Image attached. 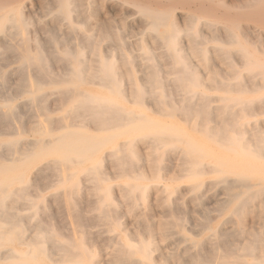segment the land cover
I'll use <instances>...</instances> for the list:
<instances>
[{
	"label": "rangeland",
	"instance_id": "1",
	"mask_svg": "<svg viewBox=\"0 0 264 264\" xmlns=\"http://www.w3.org/2000/svg\"><path fill=\"white\" fill-rule=\"evenodd\" d=\"M253 1L256 3H253L252 0H71L70 2L74 4L72 6L73 9L68 12L69 16L64 18L57 11L56 0H0V6L13 8L16 11H21V16L25 15L22 17H25L24 19L27 24L26 35L28 38L31 36L26 48L30 52L38 49L46 59V63L48 62V73L46 72V76H42L45 79L44 81L42 77L38 79L39 76L35 70H31L32 74L29 70L26 71L28 74H31V77L33 76L34 81L38 80V83L41 82L39 83L40 86L42 85L41 95L37 100L30 102L27 99V95L23 91H19L20 76L17 73L19 62L15 57L16 51L3 50V45L8 44V42L10 43L11 40L0 34V47L2 48L0 49V57L2 56L0 58V84L5 86L1 85L0 87V93L3 92L0 96V107L6 102H11L15 106V112L19 119L18 125L22 132V140L19 142V145H22L20 146L21 149L24 147L26 141L34 140L40 136V132L36 131L37 129L35 130V128L47 127L49 128V133L52 135L62 130L59 127L58 119L64 115L65 109L71 102L70 100H64L59 91L60 88L67 86L62 81L66 77L67 68H69L67 60L62 58V54L64 49L69 50L70 47L71 50L76 48L81 49L84 62L87 66L95 64V54L108 57L116 63L120 88L127 96V99H131L130 101H126L123 98H119L125 108L132 109L135 112L142 111L151 119L177 125L196 140L200 142L206 141L207 145L214 151H219L220 146L208 138L207 127L209 128L210 126L216 132L222 131L218 134V138H221L223 133L225 135H233L231 129L237 127L241 131H244L243 136L247 141L264 140V0ZM142 11H145L148 16L167 17L166 20L170 25L168 23H159L153 26L150 22V17L144 15ZM30 20L34 22L32 21L31 23ZM70 25L72 26L70 27ZM182 28H185L184 30L186 31ZM85 29L86 31H84ZM168 29H170L169 34H174L170 35L171 39L173 38L171 44L178 48L179 58L170 55L171 51L168 49L170 42L163 38ZM53 36L54 39L51 38ZM86 36L88 40L83 41L86 39ZM207 39L209 40L206 41ZM17 41L20 42V39L15 37L12 43L16 42L14 44L18 45ZM76 42L78 43L76 44ZM88 42L89 44H87ZM58 43L61 44L57 46ZM206 47H208V51ZM51 50L54 51L51 52ZM144 50L146 53H144ZM124 57L128 58L129 62H124ZM4 59L6 60L3 61ZM13 60L16 61L14 62ZM259 65L261 68H259ZM6 71L7 76L5 75ZM133 81L137 84L143 82V88L145 86L139 102H134L133 86L131 85ZM192 83L197 84V91L195 93L186 91L185 88ZM80 89L97 94L107 93L105 89L99 88L97 84L82 83ZM160 95L162 101L157 104L155 98ZM183 97H187V99L183 100ZM203 102L205 103L202 105ZM163 108L165 110H172L174 114L172 112H169L171 115L160 114ZM210 115L214 116L213 121H210ZM71 123L76 125L78 124V120L74 119ZM83 125L81 129L87 133H99L98 128L92 123L84 122ZM0 128L2 130H0V143L14 137V130L12 128L5 127L3 124H0ZM125 140V137L122 136L116 139V142H123ZM143 140L144 138L134 139L133 144L129 147L132 150L129 154L130 156L132 155L131 157H136V160L133 167H128L123 172L117 171L113 167L110 157L111 146L101 147L99 152L96 153V158L99 159V172L104 179L106 188L108 187L107 189H109L107 194L110 197L111 203L105 207L108 210L109 216L100 218L101 211L97 206L100 202L99 199L103 195L101 192L93 193L91 191L92 183L83 171L85 167L90 166L91 162L85 161L79 166V177H76L79 193L74 205L76 210L81 214L83 222H79L81 225L76 227V224L72 227L70 222H67V226L65 224L67 219L65 218V211H63L64 205L61 202L59 203V201H55L57 195L56 189L61 188L55 187V185L50 186L55 180L54 177L49 176L48 182L44 179L39 183V188L33 187L36 168L43 161L38 164L36 163V167L34 165L26 172L29 176H27L28 185L33 189L31 192L35 194V190H38L44 198L41 204V206H44V209L41 212L40 210L38 211L36 219H40L41 217L40 221H43L42 219L45 220L46 216V219H49L45 220L48 226H52L54 229L58 228V226L61 227L62 232L69 238H72L74 235V238L81 243V247L74 251L81 252L83 249V252L86 254L90 251L94 254V260H98L99 264H112L110 260L116 250L124 251L127 254L130 251V256L133 253L130 259H128L127 264H153L157 260L158 263L155 264H172V262H174L173 264H186V262L191 264L189 258H192V255H189L190 252H193L194 257L195 255L204 256L203 258L208 260L204 264H209L210 261H212L210 264H215L217 259L224 257L226 253H230V257L224 258L231 261H237V259H239L238 261H242V258L251 259L248 254L242 256L245 254V250L241 248L246 243H249L253 237V233H256L258 228L260 230L261 219L256 215L259 214L258 212L261 213V210H257L256 206L254 212H250L249 215L248 213L243 214L241 218L233 216L231 213L233 203L229 199V189L240 190L239 186H234L235 182L233 180L235 175L230 174L227 176V181H221L215 172L209 171V173H206L208 172V166L203 165L201 168L205 173L202 172L197 177L202 182L201 187L193 191L191 190V185L194 180L188 174L191 164L188 157L185 156L184 151L178 146L174 152L162 154V152L158 151L154 153L151 151L150 145ZM136 145L137 147H135ZM0 151H2L0 152V155L2 154L0 161L8 162L12 156L3 153L2 147H0ZM240 151V149H236L235 151H230V154L236 155ZM16 156L18 157V154ZM211 158H207L203 162L209 164L213 162ZM261 160L264 161V158H261ZM147 166L149 170H146L148 169ZM137 175H140V178H142L140 182L148 187L145 188L146 191L144 192L135 191L129 200V198L124 197V192H122V188L125 186H123V183L134 182L136 180L134 177ZM154 175L157 177L159 175L158 182L161 186L157 184V181L156 183L154 182ZM257 180L256 178H251L247 180V183L253 184ZM228 182L232 184V187L230 186L231 188L229 189L227 188ZM45 184L46 186H44ZM117 189L118 194L116 195L117 192L115 191ZM111 194L114 195L112 196ZM97 196L99 197L97 198ZM130 203H132V206ZM199 203H201L200 206ZM200 213L202 217H200ZM254 213H257L254 215L255 218L253 217ZM48 215L49 218H47ZM173 215H175L174 219L177 218L175 222ZM186 215L188 216L187 219H185ZM94 216L96 219L100 218L96 220V225L91 221L93 219L95 221ZM229 217L233 219L235 225L231 224L232 219L229 220ZM169 218L172 220L170 221ZM204 218L207 222L209 221L207 225ZM45 221L42 223L45 224ZM105 222L107 223L104 224ZM177 222H180V225ZM91 223L92 225H89ZM174 223L177 224V227L179 226V229ZM68 224L70 225V229ZM158 224L160 225L158 226ZM163 224H166V226ZM239 225L240 227H245L244 229L248 231L244 233L246 236L240 232ZM83 226H85V230ZM234 228L235 230L233 231ZM104 229L105 231H103ZM156 230H159L160 233ZM219 230L230 234L228 237L227 235H219L216 233ZM99 232L100 234H98ZM27 233L29 234L30 232ZM158 234L160 237H158ZM161 234L164 235L162 236ZM165 234L167 237H165ZM216 234L219 240L217 238L216 240L214 239ZM262 238L264 239V236ZM84 239L87 243L83 241ZM222 239H225V243L228 244L230 242L231 244L222 246ZM113 242H115V246ZM144 242L151 244L147 258L141 257L144 247L140 243ZM203 243L205 244L203 245ZM217 244L221 245V249L223 248L224 250L228 247L225 251L226 253L219 249L220 247L218 248ZM195 245L199 247V250H197ZM186 248L189 249L186 250ZM193 250L196 251V254ZM232 250L233 252H231ZM240 250H242V253H240ZM238 253H240L241 258H238ZM96 254L99 255L96 256ZM253 254L257 255L259 252L255 251ZM105 258L111 263L105 261L107 260ZM85 263L89 264L87 261Z\"/></svg>",
	"mask_w": 264,
	"mask_h": 264
},
{
	"label": "bare ground",
	"instance_id": "2",
	"mask_svg": "<svg viewBox=\"0 0 264 264\" xmlns=\"http://www.w3.org/2000/svg\"><path fill=\"white\" fill-rule=\"evenodd\" d=\"M70 1L69 0H56V5L58 7L57 11L64 18H67L69 16L68 12L73 9L72 6L74 4H72ZM154 2H156V1H154ZM252 2L256 3L253 0H252ZM79 3H80V1H79ZM248 3H250V2H248ZM26 6H28V5H26ZM174 7H176V6H174ZM188 9H189V7H188ZM22 11H23V9H22ZM20 12L16 11L10 7L0 6V34H3V36L8 37L11 40L10 43L8 42V44L3 45L4 46L3 50H6V51L7 50H10V51L15 50L16 51L15 57H16V60H18V62H19V67L17 68L18 69L17 73L20 76V84L18 86L20 90L19 89L18 90L23 91L27 95L28 101L32 102L34 100H37V98L41 95L40 92H41V86L42 85L40 86L39 83H41V82L38 83V80L37 81L33 80V76L31 77V74H32L31 70H35L38 73V76H39L38 79L40 77H42L43 75L46 76L45 73L47 72V63L48 62L46 63V59L43 57V55L41 54V52L38 49H35L32 52L27 50L26 47H28L27 45L29 43V39L31 38V36L28 38L26 35V25L27 24H26V21L24 19L25 17H22L25 15L21 16ZM142 13L144 15L148 16V14L145 11H142ZM195 14H196V12H195ZM143 17H145V16H143ZM148 17H150L151 20L150 19L149 20L153 26H156L159 23H168L166 20L167 17L165 18V16L162 18V17H159L157 15H153V16L149 15ZM193 19L195 20L194 17H193ZM32 21H31V23H32ZM42 22H44V21H42ZM71 26L72 25H70V27ZM170 28H172V27H170ZM84 31H86V29ZM167 31L168 32L164 34L163 38H164V40L170 42V44L168 46V49L171 51L170 55L171 56L174 55V57L179 58L180 56H179V53L177 50L178 48H176L173 44H171V40L173 39V38L171 39V36L174 34H172V35H171V33L169 34L170 29H168ZM184 31H186V30H184ZM175 32H177V31H175ZM228 33H230V32H228ZM228 33H227V35H228ZM49 35L51 36V34H49ZM49 35H47V36H49ZM54 36L51 38L54 39ZM15 37H18L20 39V42L17 41L19 43L18 45H15L16 42H14L15 44L12 43V41ZM86 40H88L87 36H86V39H84L83 41H86ZM98 40H100V39H98ZM208 40L209 39H207L206 41H208ZM83 41H81V42L83 43ZM77 43L78 42H76V44ZM60 44L58 43L57 46ZM87 44H89V42ZM104 45H106V44H104ZM51 48H52V46H51ZM70 48H69V50L64 49L63 54H62L63 55L62 58L64 60H67V63L69 66V68H67V71L65 73L66 77L63 78L64 80L62 81V82H65V84H67V86L60 88L59 91L61 92V96L64 100H70L71 102L69 103V105L65 109L64 115H62L58 119L59 127L62 128V130L59 133H57V134L53 133V135H52L51 133H49L50 131H49V128H47V127L35 128V130L37 129L36 131L40 132V136L34 140L26 141L24 144V147L21 149L20 146H22V145H19L20 144L19 142L22 140L21 139V133L22 132H21L20 126L18 125L19 119H18L17 113L15 112V106L11 102H6L4 105H2L0 107V124H3V126L5 125V127L7 126L8 128H12L14 130V133H13L14 137H11L7 140H4L3 142L0 143V147L3 148V153H7V154H10L12 156L8 162L0 161V264H64V263H67V264H86L85 261H87L89 264H99V262H97L98 260L97 261H95L96 259L94 260V254H92L90 251L88 252V254L84 253L83 249L81 252L74 251V250H77L81 247L80 241L77 240L76 238H74V235L72 238L71 237L69 238L68 236H66L65 233L62 232L61 227L58 226V228L56 227V229H54L52 226H48L46 224L47 222L45 220H49V219H46V216H45V220L42 219L43 221H45L46 225L43 224L44 223L43 221H40V219H41L40 216H39L40 219H36V214L38 213V211L40 210V212H41V210L44 209V206H41L44 198L42 197L40 191H38V190L34 189L35 194H33L31 192L33 189H31V186L28 185V178H27L28 175L26 174V172L32 166L35 165V167H36L39 162L43 161L42 164L40 166L38 165L36 168V171L34 174L35 180H34L33 187L35 186V188L36 187L39 188L40 187L39 183L42 182L44 179L46 180V182H48L47 180L50 177H54L55 180L53 181V183H51L50 186L55 185V187L61 188V189H56L57 195H56L55 201L56 202L59 201V203L61 202V204L64 205L63 211H65V218L67 219V221L65 223L66 226H67V222H70L72 227L74 226V224H76L75 227L80 226L81 224H79V222L80 223L83 222L82 216L76 210L75 205H74L75 199L77 198V195L79 193L78 188H77V180H76V177L78 176L79 166L85 161L91 162L90 166L85 167L83 169V171L85 172L86 176L89 177V179L92 183V190L91 191L93 193L101 192L103 195V197L101 199H99L100 202L97 206V208L101 211L100 212V214H101L100 218L105 217V216H109L108 210H107V208H105L106 206H108L111 203L110 197L107 194V191L109 192V189H107L108 187L106 188V185L104 183V179L99 172V168H100L98 165L99 159L96 158V153L99 152V149L101 147L111 146L110 157H111V161L113 163V167L116 168L117 171L123 172L128 167H133L134 161L136 160V157L134 158V157H131L132 155L130 156L129 153H131L132 150L129 147H131V145L133 144L134 139L136 140V139H140V138H144L143 141L147 142L150 145L151 151L154 153H157L158 151L162 152V154L174 152V150L179 146V148L182 151H184V153L186 154L185 156L188 157L189 162L191 164V167L189 168L188 174H189V177L191 176V178L194 180V182L191 185V190H193V191H196L201 187L202 182L197 177L200 173L204 172V170L201 168L203 165L208 166V172H206V173H209V171L215 172L221 181H227V176L230 174L235 175V178L233 180L235 182L234 186H236V185L239 186L240 190L239 191L238 190L237 191L230 190L229 188L232 187L231 186L232 184H229V182H228V187H227L229 189V197H230L229 199L233 203L231 213L233 214V216H235L237 218H241V216L243 214L248 213V215H249L250 212H252V211L254 212V209L257 206V210L258 209L261 210V213L258 212L259 213L258 215H256L257 213L256 214L254 213L253 217L255 218L254 215L259 216V218L261 219V227H260V230L258 228L257 232L255 231L256 233H253V237L251 235L252 238L249 241V243H246V245L242 246V248H241V249L245 250V254H243L242 256L248 254L251 259L242 258V261H238L239 259H237V261L227 260L224 257H227L230 254V253L228 254L225 252L228 249V247H226L227 249L224 250L223 248L221 249V245L217 244L218 245L217 247L218 248L220 247L219 249L223 250L226 254L224 255V257H221V258L219 257L220 259L218 258L219 260L217 259L215 264H264V239L262 238L264 236V203H263L264 202V161L261 160V158H264V140L263 139H260V140L256 139L255 141H247L243 136L244 131H241L237 127L231 129L233 132V135H225V133H223L221 138H218L217 137L218 134H220L222 131L216 132V130L211 129V126H210L209 128L207 127L208 138L220 146L219 151H214L213 149H211L207 145L206 141L200 142V141L196 140L192 136L188 135V133L183 128H181L177 125H174V124L166 122V121L151 119L142 111L135 112L132 109L125 108L121 104L119 98H123L126 101L129 100V98L127 99V96L123 93L122 89L120 88V84H119L118 77H117L118 69H117L116 63L113 60H110L108 57H103V56H100L99 54H95V57H94L95 64L93 66H87L84 62L81 49L76 48L74 50H71ZM0 49H2V48L0 47ZM207 49H208V47H206V50ZM53 51L54 50H51V52H53ZM88 51H89V49H88ZM3 53H4V51H3ZM144 53H146L145 50H144ZM10 55H11V52H10ZM106 56H107V54H106ZM0 58H2V56ZM55 59H57V58H55ZM5 60L6 59H4L3 61H5ZM10 61H12V60H10ZM123 61L129 62V59L124 57ZM62 67H64V65H62ZM259 68H261L260 65H259ZM63 69H65V68H63ZM27 70H29V72L31 74L30 73L28 74L26 72ZM36 72H35V74H36ZM6 74H7V71L5 72V75ZM51 77H53V76H51ZM42 78L41 79L44 81L45 80L44 77H42ZM1 79H3V77H1ZM52 81H53V79H52ZM57 82H59V80H57ZM2 83H3V81H2ZM82 83L97 84V86L99 88L105 89L107 93L97 94V93H92V92H88V91H83L80 89V86L82 85ZM1 85L3 86V84H0V87H1ZM131 85L133 86L132 90H133V95H134V99H135L134 102H139V100H140L139 98L142 95L143 90H145L144 89L145 86L143 88L144 83L141 82L140 84H137L133 81L131 83ZM155 85H157V84H155ZM198 85H200V84H198ZM3 87H5V86H3ZM158 87H159V83H158ZM185 88H186V91L195 93V91H197V84L192 83V84L187 85ZM199 88H201V87L199 86ZM164 92H165V90H164ZM47 93H49V92H47ZM56 93L58 94V92H56ZM1 94H3V92L0 93V96H1ZM7 95H8V93H7ZM19 95H20V93H19ZM186 99H187V97H183V100H186ZM9 100H11V99H9ZM161 101H162L161 95L155 98V102L157 104L160 103ZM181 102H182V100H181ZM205 102H203L202 105ZM166 105H167V103H166ZM169 112H172V114H174V112L172 110H165L164 108L161 109L160 114H162V115L163 114H170ZM212 115H214V114H212ZM180 116H182V115H180ZM74 119H76V121L78 120V124L75 125V124L71 123ZM213 120H214V116L210 115V121H213ZM84 122L92 123L93 125H95L98 128L99 133L90 134V133L83 131V129H81V128L84 126L83 125ZM58 124H57V127H58ZM189 125H191V124H189ZM113 127H115V128H113ZM92 128L94 129V127H92ZM0 130H1V128H0ZM196 130H197V128H196ZM122 136L125 137L126 140L123 142H116V139H118ZM135 147H137V145ZM147 147L149 148V146H147ZM236 149H240L241 151L236 153V155H231L230 151H235ZM20 150H22V151L20 152ZM0 152H2V151H0ZM105 152H106V150H105ZM16 154H18V157L16 156ZM139 154L141 155V153H139ZM0 156H2V154ZM210 157H212L211 159L213 160V162H210L209 164H205L203 162V160L210 158ZM5 159H6V157H5ZM149 161H151V160H149ZM146 165H147V163H146ZM146 170H149V167ZM176 174H178V173H176ZM159 175H158V177L156 175H154V179H155L154 182L155 183H156V181L158 182ZM140 177H141L140 175H137L134 177L136 179L134 182H126L125 184L123 183V186L125 185L122 188L123 189L122 192H124V197H127L130 200V198L133 196V193L135 191H140V192L146 191L145 188H147L148 186L140 182V180L142 179ZM162 177H163V174H162ZM251 178H256L258 180H257V182H255L253 184L247 183V180H249ZM157 184H159V182ZM112 185H114V184H112ZM44 186H46V184ZM187 186H190V185H187ZM158 187H157V189H158ZM111 188H113V187H111ZM148 189H150V188H148ZM183 189H185V188L183 187ZM160 191H162V190H160ZM113 192H111V193H113ZM115 192H117L116 193V195H117L118 189ZM155 194H156V192H155ZM226 194H227V192H226ZM134 196H136V195H134ZM145 196H146V194H145ZM98 197L99 196H97V198ZM151 199L153 200V198H151ZM226 199H227V197H226ZM141 200H142V198H141ZM197 200H200V199H197ZM258 203H260V204H258ZM262 203H263V205H262ZM200 204L201 203H199V206H200ZM130 205L132 206V203H130ZM258 206H259V208H258ZM145 207H146V205H145ZM95 209H96V206H95ZM195 209H194V211H195ZM201 209H202V207H201ZM219 209H221V208H219ZM79 210H81V209H79ZM197 210H196V212H197ZM257 210H256V212H257ZM87 211H89V210H87ZM142 211H143V209H142ZM170 211H171V209H170ZM177 211H179V210H177ZM187 211H186V213H187ZM59 212H60V210H59ZM200 212H201V210H200ZM42 213H44V211H42ZM187 215H188V213H187ZM187 215H186L185 219H187V217H188ZM95 216H94V218H95ZM115 216H116V214H115ZM145 216H146V214H145ZM167 216H168V214H167ZM174 216L175 215H173V219H174ZM91 217H92V215H91ZM91 217H90V220H91ZM111 217L116 218L114 216H111ZM200 217H202L201 213H200ZM244 217H245V215H244ZM43 218H44V216H43ZM47 218H49V215L47 216ZM100 218L98 217V219L95 218V221H94V219L91 221H92V223L94 222V224L96 225V223H97L96 220H99ZM246 218H247V216H246ZM169 219H170V221L172 220L171 218H169ZM175 219H177V218H175ZM175 219H174V222H175ZM211 219H212V217H211ZM231 219L229 217V220H231ZM242 219H243V217H242ZM226 220L228 221V219H226ZM226 220H225V222H227ZM239 220H241V219H239ZM170 221H168V222H170ZM204 221L206 222V225L209 222V221L207 222L205 218H204ZM158 222L160 223V221H158ZM240 222H242V221H240ZM92 223L89 225H92ZM101 223L103 224V222H101ZM106 223L107 222H105L104 224H106ZM177 223H178V225H180L179 224L180 222H177ZM232 223H233V219H232L231 224ZM258 223H259V221H258ZM57 224H59V223L57 222ZM86 224H87V222H86ZM174 224L177 227V224L176 223H174ZM201 224H200V226H201ZM253 224H254V222H253ZM259 224H258V226H259ZM159 225L160 224H158V226ZM204 225H205V223H204ZM164 226H166V224ZM172 226H173V224H172ZM188 226H190V225H188ZM219 226H221V225H219ZM63 227H64V225H63ZM68 227L70 229L69 224H68ZM239 227H240V225H239ZM159 228H161V227H159ZM177 228L179 229V226ZM231 228H233V227H231ZM244 228L243 227L239 228L241 230L240 232H242L243 235H245L244 233L248 232ZM83 229L85 230V226H83ZM147 229H148V227H147ZM234 230H235V228L233 229V231ZM103 231H105V229ZM163 231H161V232H163ZM27 232H30V233L28 234ZM68 233H67V235H68ZM159 233H160V231H159ZM171 233H173V232H171ZM216 233H218L219 235H227V237L230 234V233L228 234L227 232L225 233V231H222V230H219ZM91 234L93 235V233H91ZM98 234H100V232ZM115 235H116V233H115ZM82 236H83V234H82ZM153 236H152V238H153ZM209 236H210V234H209ZM217 236L218 235L216 234V237L214 238L215 240H216V238H217V240H219ZM158 237H160L159 234H158ZM165 237H167L166 234H165ZM118 239H119V237H118ZM178 239L179 238H177V240ZM222 240H223L222 246H224V245L226 246L227 243L224 242L225 239H222ZM222 240H221V242H222ZM235 240H236V238H235ZM83 241L85 242V239ZM96 241H97V239H96ZM116 241H118V240H116ZM179 241H180V239H179ZM211 241H212V239H211ZM85 243H87V242H85ZM114 243L115 242H113V244ZM239 243H240V241H239ZM141 244H142V247H144L143 248L144 252L141 253V257L147 258L148 257L147 253L149 252V250L151 248V246H150L151 244L148 242L140 243V245ZM204 244L205 243H203V245ZM228 244H231V243L229 242ZM100 245H101V243H100ZM189 245H190V243H189ZM215 245H216V243H215ZM114 246H115V244H114ZM98 247H99V245H98ZM195 247H197V250H199L198 246L195 245ZM201 247H202V245H201ZM87 248H88V246H87ZM233 248H234V246H233ZM187 249H189V248H186V250ZM195 250H193V251H195ZM221 250H220V252H221ZM233 250L231 252H233ZM196 251H195V254H196ZM241 251L242 250H240V253H242ZM255 251L259 252V254H257V255L253 254ZM237 252H239V251L237 250ZM110 253H111V251H110ZM129 253H130V251H129ZM129 253L127 254L124 251L116 250L110 261L112 262V264H127V262L129 261L128 259H130V257L133 255V253H132V255L130 256ZM240 253H238L239 255H237V256H239L238 258H241ZM97 255H99V254H96V256ZM189 255H192V258L191 257L189 258L191 264H204L206 261H208L207 259L203 258L204 256L202 257L198 253H197V255H199V256L195 255V257H194L193 252L192 253L190 252ZM218 255H219V253H218ZM151 256H153V255H151ZM107 258H109V256H107ZM107 258H105V259H107ZM173 259L175 260V258H173ZM148 260H149V258H148ZM105 261H108V263H111V262H109L108 259ZM131 261H132V259H131ZM185 262H186V260H185ZM211 262L212 261H210V263ZM152 263H153V261H152ZM155 263H158V260L156 262L154 261L153 264H155ZM173 263L174 262H172V264ZM186 264H188V263L186 262Z\"/></svg>",
	"mask_w": 264,
	"mask_h": 264
}]
</instances>
